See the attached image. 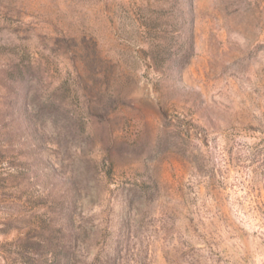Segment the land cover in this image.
I'll return each instance as SVG.
<instances>
[{
	"label": "rangeland",
	"instance_id": "1",
	"mask_svg": "<svg viewBox=\"0 0 264 264\" xmlns=\"http://www.w3.org/2000/svg\"><path fill=\"white\" fill-rule=\"evenodd\" d=\"M0 264H264V0H0Z\"/></svg>",
	"mask_w": 264,
	"mask_h": 264
}]
</instances>
